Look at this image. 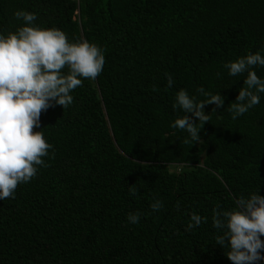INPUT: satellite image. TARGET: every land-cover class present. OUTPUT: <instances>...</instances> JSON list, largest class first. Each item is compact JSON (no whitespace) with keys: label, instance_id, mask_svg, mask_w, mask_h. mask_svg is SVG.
I'll list each match as a JSON object with an SVG mask.
<instances>
[{"label":"trees","instance_id":"obj_1","mask_svg":"<svg viewBox=\"0 0 264 264\" xmlns=\"http://www.w3.org/2000/svg\"><path fill=\"white\" fill-rule=\"evenodd\" d=\"M18 10L100 46L105 64L69 107L41 113L48 166L0 200V264H232L213 210L264 196V93L233 120L247 73L224 65L264 56V0H0V34L23 25ZM252 70L264 80V66ZM200 87L224 105L204 106L210 120L186 144L187 131L171 127L185 113L172 105L181 89L206 100ZM193 213L207 219L189 231Z\"/></svg>","mask_w":264,"mask_h":264},{"label":"clouds","instance_id":"obj_2","mask_svg":"<svg viewBox=\"0 0 264 264\" xmlns=\"http://www.w3.org/2000/svg\"><path fill=\"white\" fill-rule=\"evenodd\" d=\"M14 16L22 20L23 25L7 35L0 34V200L14 199L18 185L35 178L38 167L48 166L43 158L53 146L41 131H34L40 128L41 113L55 105L63 109L69 107L73 103L70 93L81 87L84 79L95 81L105 64L104 51L95 43L69 42L59 28L35 26L37 15L33 12L18 10ZM256 65L264 66V56L259 52L224 65L230 76L247 73L243 80L246 87L239 89L236 102L228 108L233 120L260 103L264 80L252 70ZM167 80L171 87L172 77L168 75ZM152 90L158 91L155 85ZM197 91L207 99L197 102L194 96L190 97L181 89L172 105L174 110L179 108L185 113L171 127L187 131L190 139H185L186 144L200 141L199 132L210 120L204 106L214 104L216 108H223L224 105V97L220 94L207 92L203 87ZM129 192L135 195L137 189L131 185ZM162 207L160 200L150 204L154 212ZM213 213V227L222 231L216 243L229 249L226 256L232 264H257L264 260L261 255L264 250L261 239L264 236V196L258 192L248 198L240 196L232 210L214 209ZM139 219V212L127 215L131 224L139 223ZM206 219L191 214L186 230L190 231Z\"/></svg>","mask_w":264,"mask_h":264}]
</instances>
